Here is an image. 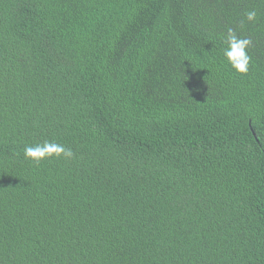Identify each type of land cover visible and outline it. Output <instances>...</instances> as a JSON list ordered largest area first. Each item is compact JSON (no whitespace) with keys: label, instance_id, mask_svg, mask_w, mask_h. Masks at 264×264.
Here are the masks:
<instances>
[{"label":"trees","instance_id":"1","mask_svg":"<svg viewBox=\"0 0 264 264\" xmlns=\"http://www.w3.org/2000/svg\"><path fill=\"white\" fill-rule=\"evenodd\" d=\"M0 264H264V0H0Z\"/></svg>","mask_w":264,"mask_h":264},{"label":"clouds","instance_id":"2","mask_svg":"<svg viewBox=\"0 0 264 264\" xmlns=\"http://www.w3.org/2000/svg\"><path fill=\"white\" fill-rule=\"evenodd\" d=\"M245 15L248 21H255L257 18V12L255 10H250ZM226 44L227 46L223 50V55L230 66L237 73L247 74L251 60L248 52V49L252 46L251 38H240L233 29L229 28L226 35ZM23 154L25 159L35 163H40L44 159L53 157L71 159L74 155L71 149L65 148L59 143L47 141L34 146L26 145Z\"/></svg>","mask_w":264,"mask_h":264}]
</instances>
